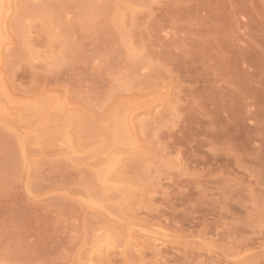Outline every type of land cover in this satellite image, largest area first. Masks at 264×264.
Masks as SVG:
<instances>
[{"label":"rangeland","instance_id":"374dc122","mask_svg":"<svg viewBox=\"0 0 264 264\" xmlns=\"http://www.w3.org/2000/svg\"><path fill=\"white\" fill-rule=\"evenodd\" d=\"M9 6L0 264H264V0Z\"/></svg>","mask_w":264,"mask_h":264},{"label":"bare ground","instance_id":"6f19581e","mask_svg":"<svg viewBox=\"0 0 264 264\" xmlns=\"http://www.w3.org/2000/svg\"><path fill=\"white\" fill-rule=\"evenodd\" d=\"M10 1L11 0H6V2H5V0H0V13L3 11V9H4V6H5V8H6V10H8L9 8L8 7H10L9 5H10ZM4 3H5V5H4ZM7 4V5H6ZM7 6V7H6ZM8 8V9H7ZM5 10V9H4ZM128 117H130V116H128ZM130 119V118H129ZM125 120H127V119H125ZM129 121V120H128ZM129 124V123H128ZM107 174H108V172H107Z\"/></svg>","mask_w":264,"mask_h":264}]
</instances>
